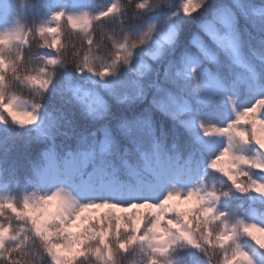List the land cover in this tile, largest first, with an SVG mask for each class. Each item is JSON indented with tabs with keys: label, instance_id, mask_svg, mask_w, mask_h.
<instances>
[{
	"label": "snow or ice",
	"instance_id": "1",
	"mask_svg": "<svg viewBox=\"0 0 264 264\" xmlns=\"http://www.w3.org/2000/svg\"><path fill=\"white\" fill-rule=\"evenodd\" d=\"M0 264H264V0H0Z\"/></svg>",
	"mask_w": 264,
	"mask_h": 264
},
{
	"label": "trees",
	"instance_id": "2",
	"mask_svg": "<svg viewBox=\"0 0 264 264\" xmlns=\"http://www.w3.org/2000/svg\"><path fill=\"white\" fill-rule=\"evenodd\" d=\"M94 3H102L103 0H93ZM214 2H220V3H224V4H229L231 2V0H214ZM78 43V42H77ZM33 49L35 50V45H33ZM17 94L20 95L22 98L24 99H29V95L27 93L26 90H17ZM190 205H188L189 207Z\"/></svg>",
	"mask_w": 264,
	"mask_h": 264
},
{
	"label": "rangeland",
	"instance_id": "3",
	"mask_svg": "<svg viewBox=\"0 0 264 264\" xmlns=\"http://www.w3.org/2000/svg\"><path fill=\"white\" fill-rule=\"evenodd\" d=\"M188 205H185L184 207H187Z\"/></svg>",
	"mask_w": 264,
	"mask_h": 264
}]
</instances>
